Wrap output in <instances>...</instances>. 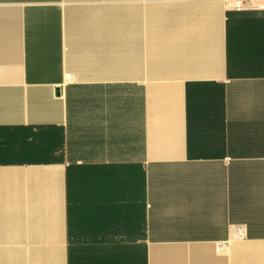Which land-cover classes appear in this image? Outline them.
Instances as JSON below:
<instances>
[{
  "label": "crops",
  "instance_id": "0c3cea01",
  "mask_svg": "<svg viewBox=\"0 0 264 264\" xmlns=\"http://www.w3.org/2000/svg\"><path fill=\"white\" fill-rule=\"evenodd\" d=\"M243 2L0 0V264H264Z\"/></svg>",
  "mask_w": 264,
  "mask_h": 264
},
{
  "label": "built area",
  "instance_id": "2783aa9c",
  "mask_svg": "<svg viewBox=\"0 0 264 264\" xmlns=\"http://www.w3.org/2000/svg\"><path fill=\"white\" fill-rule=\"evenodd\" d=\"M232 2H233V6L236 8H241L245 6L243 0H232ZM232 233L235 237H238V238L245 237L247 234L245 225H242V224L234 225L232 227Z\"/></svg>",
  "mask_w": 264,
  "mask_h": 264
}]
</instances>
